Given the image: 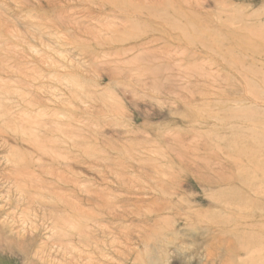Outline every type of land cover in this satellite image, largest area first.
<instances>
[{"label": "rangeland", "instance_id": "rangeland-1", "mask_svg": "<svg viewBox=\"0 0 264 264\" xmlns=\"http://www.w3.org/2000/svg\"><path fill=\"white\" fill-rule=\"evenodd\" d=\"M0 211V264H264V0H0Z\"/></svg>", "mask_w": 264, "mask_h": 264}, {"label": "bare ground", "instance_id": "bare-ground-1", "mask_svg": "<svg viewBox=\"0 0 264 264\" xmlns=\"http://www.w3.org/2000/svg\"><path fill=\"white\" fill-rule=\"evenodd\" d=\"M153 2H154V0H153ZM129 49H130V48H129ZM132 49H134V47H133V48L131 47V50H132ZM52 93H53V92H52ZM55 111H56V110H55ZM57 111H59V110H57ZM57 111H56V112H57ZM56 116H57V115H56ZM54 119H55V117H54ZM56 119H57V118H56ZM56 119H55V121H56ZM57 120H58V119H57ZM52 122H53V121H52ZM58 123H59V122H58ZM58 123H57V124H58ZM55 124H56V122H55ZM57 124H56V125H57ZM54 127H55V126H54ZM62 130H63V129H62ZM59 132H60V131H59ZM45 135H48V134H45ZM48 136H49V135H48ZM52 138H53V137H52ZM57 140H60V138L57 139ZM61 140H62V139H61ZM59 142H60V141H59ZM34 149H35V148H34ZM36 150H38V149H36ZM36 150H35V151H36ZM35 153H36V152H35ZM38 153L40 154L39 151H38ZM41 155H42V154H41ZM37 157L39 158L40 155H39V156L36 155V157H34V158H32V156H31L32 159H35V158H37ZM41 157H42V156H41ZM56 158H58V156H57ZM56 158H55L53 161H55ZM59 158H60V157H59ZM39 160H40V159H39ZM59 160H60V159H59ZM51 161H52V160H51ZM57 161H58V159H57ZM57 161H56V162H57ZM63 161H64V160H63ZM58 163H59V162H58ZM59 164H61V163H59ZM34 165H35V164H34ZM42 166H44V165L42 164ZM37 167H38V166H37ZM40 167H41V166H40ZM61 168H62V167H61ZM58 171H59V170H58ZM56 172H57V171H56ZM61 173H62V172H61ZM57 174H58V172H57ZM58 175H60V173H59ZM41 177H42V176H41ZM56 188H57V187H55V189H56ZM55 189H54V190H55ZM48 195H49V194H48ZM46 196H47V195H45V197H46ZM43 199H44V198H43ZM50 199H51V198H50ZM38 201H39V200H38ZM49 201H50V200H49ZM41 202H43V201H41ZM45 202H48V201L45 200ZM31 203H32V202H31ZM33 203H34V202H33ZM43 203H44V202H43ZM35 204H36V203H34V205H35ZM37 204H40V203H37ZM46 204H48V203H46ZM35 206H37V205H35ZM50 206H51V203H50ZM57 206H58V205H57ZM29 207H30V205H29ZM39 207H40V206H39ZM15 208H16V207H15ZM15 208H14V209H15ZM14 209H13V210H14ZM52 209H53V208H52ZM52 209H51V210H52ZM51 210L49 209L48 211H51ZM55 211H56V210H55ZM0 212H1V211H0ZM51 212H52V211H51ZM13 213H14V212H13ZM58 213H59V211H58ZM7 215H8V214H7ZM7 215H6V216H7ZM10 215H11V214H10ZM12 215H13V214H12ZM12 215H11V217H12ZM8 216H9V215H8ZM34 217H36V216H34ZM4 218H5V217H4ZM13 218H14V217H13ZM13 218H12V219H13ZM38 218H39V217H38ZM8 219H9V218H8ZM32 219H33V218H32ZM46 219H47V218H46ZM48 219H49V218H48ZM48 219H47V220H48ZM6 220H7V219H6ZM26 221H27V220H26ZM40 221H41V220H40ZM40 221H39V222H40ZM44 221H45V220H44ZM44 221H43V222H44ZM24 222H25V221H24ZM33 222L35 223L36 221H33ZM46 222H47V221H46ZM48 222H49V221H48ZM34 223H32V224H34ZM13 224L15 225V223H13ZM23 224H24V223H23ZM23 224H22V226H23ZM35 224H37V223H35ZM42 224H43V223L41 222V226H42ZM45 224H46V223H45ZM24 225H25V224H24ZM38 225H39V223H38ZM34 226H36V225H33V228H34ZM51 226H52V224H51ZM71 226H72V225H71ZM71 226H70V227H71ZM11 227H12V226H11ZM25 227H27V226H25ZM21 228H22V227H21ZM37 228H38V227H37ZM74 228H76V227H74ZM23 229H24V228H23ZM23 229H22V230H23ZM26 229H27V228H26ZM13 230H14V229H13ZM24 230H25V229H24ZM12 233H13V232H12ZM9 234H10V232H9ZM13 234H14V233H13ZM17 234H19V233H17ZM11 235H12V234H11ZM23 235H24V234H23ZM10 238H12V236H11ZM12 239H13V238H12ZM15 239H16V238H15ZM19 240H20V239H19ZM17 241H18V240H17ZM17 241H16V242H17ZM10 242H11V241H10ZM16 242H15V243H16ZM27 243H28V242H27ZM22 245H24V243H23ZM18 246H19V245H18ZM25 246H26V242H25ZM19 247H21V243H20V246H19ZM22 247H23V246H22ZM52 247H53V246H52ZM52 247H51V250L54 249V248L52 249ZM25 248H26V247H25ZM23 250H24V249H23ZM44 250H45V253H48V252H46V249H44ZM36 253H37V252H36ZM41 253H42V252H41ZM41 253H40V254H41ZM45 253H43V254H45ZM49 253H51V252H49ZM49 253H48V254H49ZM38 256H39V254H38ZM46 256H47V254H46L44 257H46ZM39 257H40V256H39ZM41 257H43V255H42ZM41 259H42V258H41Z\"/></svg>", "mask_w": 264, "mask_h": 264}]
</instances>
